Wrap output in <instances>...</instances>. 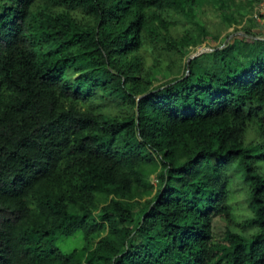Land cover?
Here are the masks:
<instances>
[{"label": "trees", "instance_id": "1", "mask_svg": "<svg viewBox=\"0 0 264 264\" xmlns=\"http://www.w3.org/2000/svg\"><path fill=\"white\" fill-rule=\"evenodd\" d=\"M198 2L0 0V264H264V38L184 75Z\"/></svg>", "mask_w": 264, "mask_h": 264}, {"label": "rangeland", "instance_id": "2", "mask_svg": "<svg viewBox=\"0 0 264 264\" xmlns=\"http://www.w3.org/2000/svg\"><path fill=\"white\" fill-rule=\"evenodd\" d=\"M192 12L193 19L191 21L200 24L203 28L202 35H204L202 41L197 45L179 46L178 50L182 54L179 60V70H181V65L189 56L210 53L214 46H223L228 41H232L231 37L234 35L244 36L247 39L264 38V0H199L196 5L192 6ZM179 29H181L180 24L178 25ZM213 37H215V40H213ZM142 53L146 58V65H149L153 53L147 48ZM159 61V67H152L148 75V79L153 84L162 82L170 76V73L168 74L163 70L166 62L161 58H159ZM256 164L264 167L262 162ZM238 176V172H232L231 178L235 179V183L231 182V196L227 202L233 203V208L240 212V209L245 206L246 199L244 198L245 186L239 184ZM149 179L155 183L153 176H150ZM223 225L224 223L218 216L213 217L212 232L215 239L221 237ZM56 244L62 252H68L72 248L80 247L82 237L80 232L77 231L72 236L58 238Z\"/></svg>", "mask_w": 264, "mask_h": 264}, {"label": "water", "instance_id": "3", "mask_svg": "<svg viewBox=\"0 0 264 264\" xmlns=\"http://www.w3.org/2000/svg\"><path fill=\"white\" fill-rule=\"evenodd\" d=\"M195 54H193V55H191V56H189L187 59H186V61H185V65H186V71H185V74L184 75H186V73H187V65H188V59L189 58H191L192 56H194Z\"/></svg>", "mask_w": 264, "mask_h": 264}]
</instances>
